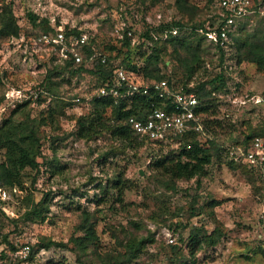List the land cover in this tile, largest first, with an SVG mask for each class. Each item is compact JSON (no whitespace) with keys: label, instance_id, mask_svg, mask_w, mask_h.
<instances>
[{"label":"rangeland","instance_id":"rangeland-1","mask_svg":"<svg viewBox=\"0 0 264 264\" xmlns=\"http://www.w3.org/2000/svg\"><path fill=\"white\" fill-rule=\"evenodd\" d=\"M174 1H12L18 34L0 33V104H5V92L12 96L15 90L25 96L39 89L54 95L49 102L47 98L39 106L29 105L30 109L27 106L12 117L20 122L28 111L29 119L43 117L45 123L39 126V171L26 169L22 193L0 206V264H264L263 176L231 162L222 147L212 150L201 176L172 179L155 168L156 162L176 160L180 146L191 137L158 147L113 138L104 127L88 138H78V117L92 119L94 113L89 106L71 105L67 100L81 102L94 96L99 77L60 70L50 60L49 51L33 53L23 36L38 29L28 18L31 13L36 23L45 19L55 27L81 30L106 55L117 54L115 64L127 60L141 75L147 57L156 52L154 60L150 57L151 68L178 87L184 80L187 88H193L222 70L224 84L211 101L217 114L201 115L221 121L210 134L224 147L245 132L264 128V70L246 60L236 61V45L251 39L256 29H264V16L240 19L220 63L218 50L197 28L216 16L217 0H187L183 9ZM2 4L0 0V13ZM173 21L184 25L171 31L177 39L176 52L172 43L165 49L160 45L167 40L165 33L150 32L151 40L140 35ZM125 30L131 36L122 45ZM180 46L195 50L199 60V68L190 78L181 79L183 67L176 55L187 52ZM54 70L57 72L49 81L46 76ZM257 96L263 100L254 103L252 98ZM243 98L249 100L240 103ZM13 108L7 107L0 124ZM109 115L110 110L104 112L106 122ZM34 208L39 209L40 217L28 215L26 219L25 214ZM83 212L90 215L97 236L95 245L85 251L74 242L83 236L79 230ZM168 232L173 243L167 241ZM49 240L58 245L41 247Z\"/></svg>","mask_w":264,"mask_h":264},{"label":"trees","instance_id":"trees-1","mask_svg":"<svg viewBox=\"0 0 264 264\" xmlns=\"http://www.w3.org/2000/svg\"><path fill=\"white\" fill-rule=\"evenodd\" d=\"M13 0H3L2 9L3 12L0 13V33L5 35L16 36L18 34V28L15 24L13 13L11 11ZM159 1V0H154ZM259 0H254V2H258ZM176 7L183 9L188 5L187 0H175L174 1ZM28 18L30 21L38 27V29L33 30L31 32L24 33L27 41H30L31 37L41 35L43 33L51 32L53 30V26L49 25L45 19L41 22L36 23L35 17L28 13ZM2 19V20H1ZM215 22V16L211 18L208 22V25L212 27ZM36 23V24H35ZM184 25L180 22L173 21L170 23L160 24L156 27H152L149 30L143 32L141 35L142 38L151 40L150 32L154 35L156 33L161 34L165 33L166 39L165 42L162 41L160 44L163 49H165L166 44L174 47V52L177 51L175 46L176 38L171 36V31L173 29H182ZM203 34L205 35L206 28L204 25H197ZM235 31V30H234ZM230 33L231 40L233 39V33ZM241 29L238 30L240 32ZM124 39L122 40V45H127L128 38L127 36L128 30L124 31ZM81 30L76 28H70L68 26L64 27V35L66 40L71 36H79L81 34ZM251 39H246L241 44H237V62H241L243 60L249 61L251 63H255L259 70H264V29L258 28L256 31L251 34ZM237 43H239V38H234ZM232 45V44H231ZM184 50H186V55L177 54L176 59L179 64L183 67V75L182 78H190L194 72H196L199 68L198 66V57L196 55V51L191 52L188 46H180ZM219 53L220 63L223 62L224 50L218 46H214ZM100 48L94 44L92 38L87 39L85 44L78 50V54L81 57L80 62L76 63L73 57L66 59L62 62L55 61L54 57H50L51 61L57 62V68L60 70H65L70 72L71 75H76L81 72H88L98 76L100 79L99 86H102L105 82H113L115 71L117 68L122 67L129 71H135L134 67H131L129 61L122 59L117 64L114 62L118 59L117 54H108L99 50ZM110 52V48H108ZM194 58L190 59L189 54ZM92 54H96L94 59H90ZM128 55V53H127ZM100 56L105 57V62H101ZM154 60L157 57V53L155 52L154 56L147 57L146 66L143 70L144 79H166L168 83L175 84L171 78H162L158 75V72L155 67L151 68V58ZM90 64V65H88ZM57 72V70L49 72L46 78L50 81L51 77ZM186 80V79H185ZM182 80V89L184 92H191L195 95L198 101L197 112H199L202 116L206 115L209 117H214L217 114L214 105L212 104L213 93L224 84V73L222 70L220 72L215 73L209 79L196 83L193 88H187ZM97 87V88H98ZM40 90V89H39ZM50 92L51 90L47 89ZM38 91V90H36ZM42 90L39 93L34 101L31 99H26L20 103H17L15 108L11 110V114L8 118L2 120L0 124V151L2 152V160L0 161V184L8 187V186H18L22 189L24 182V171L26 169L34 170L35 172L39 171L40 164L37 161L40 156V148H41V137L39 135V126L40 124L45 123L44 118L42 117L40 121L29 119L28 111L25 112V119L20 122H14L12 117L18 113L19 111H23L24 109L29 108V105H41L43 100H47L48 102L53 98L52 94H43ZM51 95V97H50ZM73 98L71 100H67L68 104L73 105ZM59 101V99H56ZM84 100V99H82ZM216 105V104H215ZM89 108L93 110L94 116L92 119L85 118L84 116H80L77 119V132L76 135L78 138H88L90 135L96 133L98 129L108 128L110 131V135L113 138H117L120 140H137L138 142H143V140L139 139L135 131L131 128L128 120L131 117H134L139 120H143L145 113L153 107H160V100L154 96H135L131 100L125 101L122 99L114 100L111 97H96L95 95L90 98L88 103ZM30 109V108H29ZM110 110V115L107 117L110 121L106 122L104 118V112ZM48 117L50 120L52 119V112L49 110ZM224 119V118H223ZM202 125L204 130L207 132L208 137L205 142L200 145V142L196 139L195 135L191 132L189 133L188 138L191 137V141H186L180 146V150L177 154L176 160L162 161L160 163H155V168L162 169L165 174H169L172 179H178L180 177L192 178L201 176L205 167L210 163L212 157V150L215 148L219 151L220 147L223 148L222 144H219L213 134H210L209 131H213V127L221 126V121L215 120V118H201ZM192 135H194L192 137ZM255 136L264 137V128L255 131H248L241 134L240 137L230 140L233 144H244L247 145L249 141ZM187 138V137H186ZM189 144V148L186 149L185 145ZM160 147V146H159ZM216 151V152H217ZM244 166V165H243ZM253 173L258 174L254 172ZM163 173V174H164ZM259 175V174H258ZM261 176V175H260ZM264 177V176H263ZM35 179L32 178L31 182H34ZM117 183H120L117 180ZM23 190V189H22ZM121 195V192H120ZM120 199V196H119ZM32 215L35 218L39 214V209H32L29 213L25 214V218L28 219L29 216ZM43 220V217H41ZM79 230L83 232V236L76 237L74 239L75 245L78 249L85 251V249L93 244L97 239L96 231L94 229V222L90 221V215L86 212L81 214L80 222H79ZM212 242V240L210 241ZM50 245H58L52 241H46L41 245V247H48Z\"/></svg>","mask_w":264,"mask_h":264},{"label":"built area","instance_id":"built-area-1","mask_svg":"<svg viewBox=\"0 0 264 264\" xmlns=\"http://www.w3.org/2000/svg\"><path fill=\"white\" fill-rule=\"evenodd\" d=\"M218 11L212 27L205 26V37L214 46L222 49L228 48L231 43V35L240 19L245 16L260 15L264 16V2L260 0H217ZM131 36V32H127ZM24 36V35H23ZM22 36V37H23ZM87 36L82 32L79 36H71L68 41L64 35V28L53 26L51 32L43 33L30 38V50L38 53L41 50L50 52V57L55 61L62 62L73 57L76 63L80 62L81 57L78 50L87 41ZM23 40V38H22ZM96 54H92L90 59H94ZM101 62H105V57L100 56ZM12 96L8 92L4 94L5 104H0V117L4 114L7 107H15L26 99L34 101L41 90L33 91L28 96L15 90ZM96 97H111L114 100H131L135 96H154L160 100V107L150 108L144 115L143 120L134 117L129 118L128 122L135 131L138 138L154 146L169 147L172 144H179L189 136L195 135L200 145L208 137L204 130L201 114L197 112L198 101L191 92H184L182 87L168 83L166 79H144L139 72L129 71L119 67L115 71L114 81L105 82L95 90ZM254 99V100H253ZM249 98H243L240 103H245ZM254 103H259L263 99L259 96L252 98ZM73 104H84L88 106L90 98L84 100L73 99ZM189 148V144L185 145ZM226 157L236 164L244 165L261 176H264V137L255 136L247 145L227 144L223 147ZM22 193L18 186H4L0 184V206L8 204ZM168 243H173L174 238L168 232ZM28 247L23 248V252Z\"/></svg>","mask_w":264,"mask_h":264}]
</instances>
